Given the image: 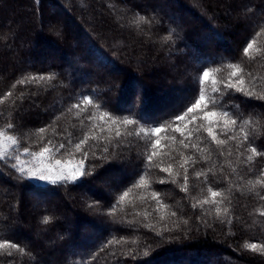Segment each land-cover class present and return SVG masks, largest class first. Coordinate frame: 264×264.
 Listing matches in <instances>:
<instances>
[{
  "label": "trees",
  "instance_id": "trees-1",
  "mask_svg": "<svg viewBox=\"0 0 264 264\" xmlns=\"http://www.w3.org/2000/svg\"><path fill=\"white\" fill-rule=\"evenodd\" d=\"M159 1H5L0 17V130L19 137L20 146L3 153L19 157L24 148L39 152L48 146L49 159L81 162L83 153L74 145L87 135L83 168L91 175L39 186L26 176L19 178L11 167L15 159L8 165L0 160V188L6 197L0 199V242L24 249L13 250L12 257L2 255L8 249H0V264H230L228 258L264 264V251L250 248L264 245V186L256 183L264 181V157L243 146L236 149L245 132L255 145L264 144V100L259 98L264 96V0H174L176 8ZM10 20L13 29L7 28ZM69 22L84 42L76 39ZM53 26L64 41L63 53L49 39ZM248 43L252 48L245 54ZM44 51L52 52L43 57ZM240 69L251 98L229 94L225 87L236 81L233 73L241 75ZM204 70L210 76L201 84ZM33 76L55 78L18 83ZM138 83L137 93H131ZM221 91L238 118L236 140L228 139L234 126L226 128L223 120L214 125L218 139L227 141L223 156L207 132L199 143L204 153L183 148L182 137L171 128L159 137L151 132L166 121L178 125L175 116L201 93L207 102ZM21 93L23 100L18 99ZM109 116L118 122L112 124ZM124 118L138 123L125 125ZM8 122L14 130L5 129ZM41 127L44 133H38ZM157 138L160 144L153 148ZM58 142L66 147L59 149ZM191 143L198 142L193 138ZM209 151L211 159L205 162ZM152 152L149 163L146 157ZM187 156L198 163L186 165L189 181L182 191L179 162ZM248 156H253L251 162ZM169 166L171 175L161 171ZM210 166L215 175L209 173L205 184L195 172ZM102 181L110 182V189H101ZM209 187L221 196L215 204H201V199L212 200ZM29 194L39 199L41 208L34 210ZM45 216L48 224L42 222Z\"/></svg>",
  "mask_w": 264,
  "mask_h": 264
},
{
  "label": "snow or ice",
  "instance_id": "snow-or-ice-1",
  "mask_svg": "<svg viewBox=\"0 0 264 264\" xmlns=\"http://www.w3.org/2000/svg\"><path fill=\"white\" fill-rule=\"evenodd\" d=\"M54 28V26H53ZM57 36L60 35V33L57 31L56 32ZM252 48V43H248L247 46L244 49V53L247 54L249 49ZM229 67H236L235 65L229 64ZM241 75H237V73H233V76L236 77V81L235 82H229L226 84V88L229 90V94H231V92H235V93H240L243 94L249 98L252 97V92L251 91H245L244 89V79L241 78L242 74H243V70L240 69L239 70ZM210 76V71L209 70H204L201 76V80L200 83L203 84L204 81H207L209 79ZM54 76H50L48 78H45L43 76L41 77H25L23 80L18 81V83H25V82H32V81H36V80H40V81H44L45 79L47 80H52L54 79ZM213 84H215V81H213ZM213 91H219L216 88H213ZM8 96H11L12 93L9 92L7 93ZM225 96L224 92H220L219 97H210L207 102L205 100V96L201 93L199 95L198 99H195L194 102H190V106H186L185 109L181 112V114H178L175 116V121L180 122L178 125L176 123H174L173 121H166L164 124L159 125V126H153L151 128V132L153 134H155L157 137H159V135L162 132H165L166 129L171 128L173 133H179L180 137H182L181 140H179V144L183 147V148H198V150L201 153L205 152V149L203 148H199V143H203L204 142V137L202 135L203 132H207V136L211 138V141L216 144L219 147V152L218 155L223 156L225 153L223 151V146L226 144V140L225 139H218L217 134L214 131V125H218L220 123L221 120H223V123L225 125V127L227 128V126L229 124H231L233 127V134L228 137V139L231 140H236L237 137L235 135V131L236 128L235 126L238 124V118L234 115V113L229 109L228 104L223 102V97ZM24 97V93H21L20 96L18 97V99L23 100ZM260 99L264 100V96L259 97ZM84 100L86 101V103L91 104L92 103V99L90 97H84ZM72 107L78 108L79 104H74L72 105ZM97 107H99V105H97ZM236 107L238 108L239 106L236 105ZM214 109H219V111L214 110ZM69 111H71V108L69 109ZM104 116H108V113H104ZM109 120L111 121L112 124H116L118 121L109 116L108 117ZM101 119H103V116L101 117ZM123 124L125 125H130V124H136L138 123V121L133 120V119H129V118H124L123 119ZM204 122H207L206 124ZM245 123H249L248 121H245ZM189 125H191V127H189ZM15 125L11 122H8L5 125V129L6 130H14ZM103 130V128L101 129ZM46 131V129L44 127L39 128L38 133H44ZM145 129L143 126H141V132H144ZM255 131V130H253ZM53 132L55 133V129H53ZM116 135L119 136L120 132L117 130ZM195 138V140L198 143H191L192 139ZM89 139V137L87 135L84 136L83 139H80L78 143H76L74 145L75 149L78 152H82L83 153V158L81 159V162L79 165L75 166V167H71V166H65L64 164H62V162L57 159L54 165L51 166H45L42 168H38V169H29V170H25V168L23 166H17V164H11V167L16 169V171H18L20 173V177L19 178H24L25 176L29 177V178H33L39 181H45L47 183L56 185V184H63V183H73L75 181L78 180L79 177L84 176V175H91V173H86L84 171L83 168V164H84V160L87 159V153L84 151V149L82 148V146L84 144H86L87 140ZM173 139H175V136L173 135ZM4 141H7L11 146L15 147V148H19L20 146V139L19 137L15 136V135H8L7 131L4 130H0V147L3 146ZM51 140L47 141V144L51 145ZM67 143L69 145L72 144V140L69 137ZM160 144V140L157 138L155 140V143L152 145L153 148L157 147ZM244 147L246 149H248L253 155L255 156H261L264 157V144L261 145H255L252 140L250 139L249 133L245 132L243 137L241 138V142L238 143L236 145V149L237 151L240 150L241 147ZM66 147V144L64 142H58V148L59 149H64ZM52 151V149L48 146H45L42 148V150H40L39 152H29L28 148H24V152L27 155H32L34 158L42 161L43 158L49 154ZM104 151H107V148L104 149ZM229 156L232 155V151L231 149H229L228 153ZM155 155V152H152L151 154L147 155V161L149 163L152 162V158ZM181 155H183L181 153ZM241 155H243V153H241ZM212 156V152L209 151L208 155L205 157V162H207V160H210ZM11 159H15L17 161H19V157L15 156V157H7L5 153L0 152V160H3L4 163L6 165L10 164V160ZM247 162H251L253 159V156H248L247 158ZM198 163V161L196 159H193L191 156H187V157H183L182 161L179 162V167L183 170V184L184 186L181 188L182 191H187V185H188V181H189V169L186 165L191 164L193 167ZM213 167L214 166H210L206 171L205 170H199L195 172V177L197 179H199L200 177H203V183L207 184L209 182V173H213V175H215V173L213 172ZM161 171H165L168 172L170 175L172 174V167H165V168H161ZM233 171H235V169H233ZM177 176L180 175V173L176 174ZM161 183H164L163 180L160 181ZM176 181L174 180L173 183H175ZM141 183H143V181H141ZM256 183L261 184L262 186H264V181H256ZM248 186L254 187L255 185L253 184V181L249 180L247 182ZM250 187V190H251ZM203 191V189L201 190ZM208 192L211 194L212 200L209 201L208 199H201L200 203L201 204H209V203H216V197L221 196V193L219 191L213 190L211 187L208 188ZM128 193L125 192L124 196H127ZM154 195H156L154 193ZM224 199H229L227 196L224 197ZM261 199H264V196H261ZM229 203H231V201L229 200ZM193 207L195 208L196 205L193 204ZM217 213L220 212V208L217 207L216 208ZM225 212H227V208L224 209ZM172 215H175V213H172ZM261 216H264V212L260 213ZM44 224H48L49 223V217L45 216L43 217V221ZM260 248L262 251H264V245H257L255 243L250 245V248L253 251H256L257 248ZM0 249H8L6 252L2 253V255H4L5 257H12L13 256V250H15L16 252H21L23 253L24 249L20 248V246L17 243L14 242H0Z\"/></svg>",
  "mask_w": 264,
  "mask_h": 264
},
{
  "label": "rangeland",
  "instance_id": "rangeland-1",
  "mask_svg": "<svg viewBox=\"0 0 264 264\" xmlns=\"http://www.w3.org/2000/svg\"><path fill=\"white\" fill-rule=\"evenodd\" d=\"M5 1L6 0H0V17H1V13L5 10ZM162 2L163 1H166V3H168L169 4V6H171L172 8H176V4H175V1L174 0H161ZM158 2L160 3V1L158 0ZM7 3V2H6ZM9 3H11L10 1H9ZM13 3V2H12ZM154 3H157V1H154ZM245 8L244 9H242L241 10V13H244L245 14ZM180 13V12H179ZM228 15H229V17L230 18H234V15H233V13H228ZM255 15H257V14H255ZM60 17V16H59ZM255 17H257V16H255ZM255 17H253V18H255ZM245 18H248L246 15H245ZM250 20V19H249ZM255 20V19H254ZM252 21V20H251ZM255 22V21H254ZM49 23V22H48ZM117 23V22H116ZM115 22H113V24H114V27H118L117 26V24H116ZM252 24H254V23H252ZM8 25V26H7ZM7 28L8 29H13V27H15V26H13V22L10 20V23H7ZM69 25H70V29L72 30V31H74L75 32V35H76V39L77 40H79V42H84V38L81 36V35H78V32L77 31H75V29H74V27H72L71 25V22H69ZM119 25V24H118ZM46 29V28H45ZM54 29L55 28H53V27H50V29H49V32L50 33H52L53 31H54ZM53 30V31H52ZM9 31V30H8ZM11 31V30H10ZM50 35V34H49ZM49 39H51L50 41H52V42H54V46L55 47H57V50H58V52H60V53H63L62 51H64L65 50V45H64V41H62L61 40V38L59 37V36H57V34H55L54 32L50 35V37H49ZM74 42H75V40H74ZM52 52V51H51ZM50 51H44L43 52V57H48V54L49 53H51ZM44 61H46V60H44ZM48 61V60H47ZM174 70V72H176V69L174 68L173 69ZM102 72L104 71V70H101ZM139 86H140V84L138 83V84H134L133 85V87H132V91H131V93H133L134 92V94H136L137 93V89H139ZM11 147V145L7 142V141H4V143H3V146L2 147H0V152H5L7 149H9ZM27 154H25V152L23 151L22 152V156H19V161H17L16 160V164H17V166L19 167V166H23L24 168H25V170L27 171V170H29V169H38V168H42V167H45V166H51V165H54L55 164V162H56V160H52V159H49L48 158V156L46 155L44 158H43V160L42 161H40V160H38V159H36V158H34L32 155L31 156H26ZM62 162V164H64L66 167L67 166H71V167H75V166H77V165H79L80 164V162H77V161H61ZM82 177V176H81ZM81 177H79L78 178V180L81 178ZM26 178L30 181V182H32L33 184H35V185H39V186H43V185H46V184H50V183H47V182H45V181H39V180H36V179H33V178H29V177H27L26 176ZM110 185V182L109 183H107V181L106 182H104V181H102L101 182V184H100V187H101V189L103 188L104 190L106 189V190H108V189H110L109 186ZM103 186V187H102ZM106 187V188H105ZM8 193H12V191H9ZM89 196L90 194H86V193H82V196ZM29 197H31L30 199H31V202L33 203L32 205H33V208H34V210H38L39 208H41V206L42 205H38V202H39V199L38 198H36L34 195H32V194H29ZM0 199H3V200H6V197H5V192H4V189L3 188H0ZM9 215L10 216H12L13 217V219H14V221H15V217H16V210H14V208H12V206L11 207H9ZM228 262L230 263V264H238L239 262L236 260V259H234V258H228Z\"/></svg>",
  "mask_w": 264,
  "mask_h": 264
}]
</instances>
